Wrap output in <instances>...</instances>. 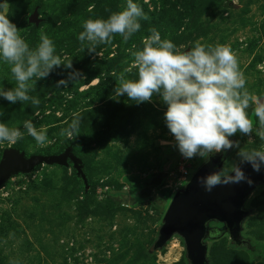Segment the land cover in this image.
Returning <instances> with one entry per match:
<instances>
[{
    "label": "rangeland",
    "instance_id": "374dc122",
    "mask_svg": "<svg viewBox=\"0 0 264 264\" xmlns=\"http://www.w3.org/2000/svg\"><path fill=\"white\" fill-rule=\"evenodd\" d=\"M8 2L9 15L29 46H37L43 31L53 40L56 54L66 56L65 63L71 61L73 67L61 65L39 79L47 85L42 90L44 104L28 120L37 128H47L50 143L44 146L23 127L27 112L38 106L30 101L11 104L0 97L4 112L0 121L24 133L16 143L0 142V162L7 150L26 158L72 156L66 165L37 164L0 186V264H190L182 237L174 236L159 250L154 245L173 197L205 162L179 153L159 96L140 104L126 95L112 98L114 72L119 75L129 68V78H136L129 49L142 48L143 38L153 28L150 18L140 22L141 29L129 41L115 35L110 44L98 45L96 53L87 51L85 57L73 59L72 54L79 52L82 22L107 18L122 10L126 0H97L96 5L92 0ZM134 2L147 16L145 5L153 13L163 7L158 0ZM175 5L180 11L186 6L191 16L198 17L185 20L174 43L184 50L198 39L229 45L238 57L247 89L264 99V0H177ZM35 12L39 24L30 22ZM77 71L82 78L57 87L58 81L68 80L69 73ZM0 86L15 87L2 60ZM248 112L254 125L251 138L237 134L231 139L239 140L244 150L264 149L255 131L258 119L252 108ZM76 117L80 118L78 133L61 136ZM236 152L232 150L225 167L238 162ZM182 168L191 173L188 182ZM245 209L242 245L231 240L224 224L208 225L214 232L205 241L209 264H264V184L249 195Z\"/></svg>",
    "mask_w": 264,
    "mask_h": 264
},
{
    "label": "clouds",
    "instance_id": "9594fccd",
    "mask_svg": "<svg viewBox=\"0 0 264 264\" xmlns=\"http://www.w3.org/2000/svg\"><path fill=\"white\" fill-rule=\"evenodd\" d=\"M10 7L8 0L0 2V60L9 66L15 87L0 86V97L11 104L30 101L38 106L39 99L28 94L34 78L37 81L49 76L54 68L63 65L71 69L73 65L71 61L65 63L66 56L56 54L53 40L43 31L37 46L30 47L21 36L20 28L9 19ZM148 19L138 3L126 0L122 10L112 12L107 18H88L82 22L83 30L78 35L81 49L96 53L98 45L110 44L115 35L127 42L141 29L140 22ZM150 33L143 38L142 48L129 49L136 78H129V68L119 75L113 73L116 87L112 98L118 100L126 95L140 104L159 96L166 105V126L185 159L199 157L208 163L213 156L236 149L238 162L198 178L206 192L220 185L242 182L251 186L253 180L246 176L241 165H250L259 173L264 167V149L244 150L240 141L231 137L240 134L251 138L254 125L248 109L252 108L259 125L256 135L264 141V99L247 89L237 55L227 44H205L198 39L184 50L170 39H162L157 29H150ZM78 78H82L81 73L71 72L68 80L58 81L57 87H67L69 80ZM3 116L0 109V117ZM79 124L80 118H73L60 135L74 137ZM23 127L38 145L50 143L44 126L37 128L31 120H26ZM23 136L19 128L0 121V142L13 144ZM9 264H18V261Z\"/></svg>",
    "mask_w": 264,
    "mask_h": 264
},
{
    "label": "water",
    "instance_id": "95a60500",
    "mask_svg": "<svg viewBox=\"0 0 264 264\" xmlns=\"http://www.w3.org/2000/svg\"><path fill=\"white\" fill-rule=\"evenodd\" d=\"M29 19L35 24L40 22L37 12ZM231 152L232 150L213 156L210 162L204 163L193 174L185 188L175 194L164 216L154 250L164 248L174 236L178 235L185 241L190 264H209L208 246L205 241L214 234L208 229L211 222L224 224L231 240L238 246L243 244V223L248 214L245 202L259 184H264V167L257 173L250 165H241L246 176L253 180L251 186L242 182L220 185L213 188L211 192H206L198 183L199 177L218 170L222 166L225 167ZM70 156L72 155L69 153L63 157L35 155L26 158L24 154L17 151H4L0 162V186L17 173L30 172L37 164L57 162L66 165L67 157Z\"/></svg>",
    "mask_w": 264,
    "mask_h": 264
},
{
    "label": "trees",
    "instance_id": "16d2710c",
    "mask_svg": "<svg viewBox=\"0 0 264 264\" xmlns=\"http://www.w3.org/2000/svg\"><path fill=\"white\" fill-rule=\"evenodd\" d=\"M156 1L157 0H153V4H155L154 2ZM158 1H160L163 4V7H161L160 12L156 11L155 13H153L150 11L149 6L145 5V9L148 12V17L152 21L153 28L159 31L161 38L170 39L174 43L175 39L179 38L180 27H182L183 24H187L185 20L186 19L187 21L188 20L191 21V19L195 20L198 16L197 15L191 16V14H189L190 11L187 9L186 6H184V9L180 11L178 6L175 5L177 0H174V1L168 0L169 2L166 4L164 0H158ZM0 2H3V0H0ZM92 2L95 5L97 4V0H92ZM165 5H168L169 9L166 10ZM192 7H193V10H195V6H192ZM9 19L12 20L13 23H15L14 19L11 18L10 15H9ZM77 41H78L77 47H78L79 52L77 54H72L73 59H79L80 57H85L87 54L86 53L87 49H85V51L81 49V43L78 40V38H77ZM31 83L33 84V86L28 94L32 97L38 98L40 103L37 109H32L31 111L27 112L28 115L26 114L25 120H28V118L32 117L34 113L36 112V110H38V108L40 107L42 108V105L44 104V96L42 94V90L47 86L46 84L42 82V80L35 81V78ZM39 92H41V94ZM162 181H163V178H160L159 182H162Z\"/></svg>",
    "mask_w": 264,
    "mask_h": 264
},
{
    "label": "built area",
    "instance_id": "2783aa9c",
    "mask_svg": "<svg viewBox=\"0 0 264 264\" xmlns=\"http://www.w3.org/2000/svg\"><path fill=\"white\" fill-rule=\"evenodd\" d=\"M181 172L183 173V179L188 182L190 177H191V173H189L188 171H186L185 169L182 168Z\"/></svg>",
    "mask_w": 264,
    "mask_h": 264
}]
</instances>
